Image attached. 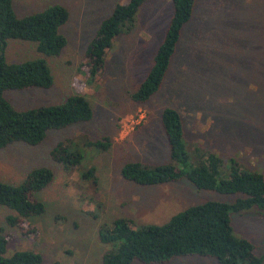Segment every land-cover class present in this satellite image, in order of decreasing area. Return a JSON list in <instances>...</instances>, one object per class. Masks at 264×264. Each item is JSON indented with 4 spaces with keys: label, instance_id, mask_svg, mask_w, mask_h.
I'll use <instances>...</instances> for the list:
<instances>
[{
    "label": "rangeland",
    "instance_id": "374dc122",
    "mask_svg": "<svg viewBox=\"0 0 264 264\" xmlns=\"http://www.w3.org/2000/svg\"><path fill=\"white\" fill-rule=\"evenodd\" d=\"M124 1L11 0L17 17L60 5L68 19L58 30L66 40L64 49L59 56L46 58L52 86L5 91L4 99L13 108L26 110L80 95L89 102L93 116L88 122L48 131L37 146L13 143L0 150L2 183L19 184L39 167L53 174L52 182L35 194L44 213L33 219L37 233L32 237L24 238L9 227L4 217L11 212L0 206V233L8 239L5 257L31 251L41 256V264H100L105 248L98 233L116 219L136 226L161 225L189 206L230 203L238 197L197 191L186 180L143 186L120 176L127 163L150 167L169 163L160 126L164 108L180 115L188 153L197 145L212 152L221 159L223 176L231 158L264 175V0H195L164 83L143 105L128 96L147 74L163 39L173 12L170 0H152L139 7L130 31L119 35L106 52L100 79L86 83V48L100 21ZM40 57L32 43H6L7 63ZM102 138L109 140V148L88 150L77 169H64L50 159L58 142L75 141L83 151V142ZM90 167L94 184L80 175ZM230 218L233 232L254 246V254L264 264V213ZM165 264L217 263L204 257H176Z\"/></svg>",
    "mask_w": 264,
    "mask_h": 264
},
{
    "label": "trees",
    "instance_id": "16d2710c",
    "mask_svg": "<svg viewBox=\"0 0 264 264\" xmlns=\"http://www.w3.org/2000/svg\"><path fill=\"white\" fill-rule=\"evenodd\" d=\"M150 1L116 3L100 21L83 58L86 83L100 79L104 56L113 41L130 31L139 7ZM170 1L173 12L163 39L147 74L128 96L134 104H145L161 88L181 30L192 16L195 0ZM67 19L68 14L60 5L17 17L11 0H0V150L13 143L37 146L50 130H63L92 119L89 102L80 95L68 96L59 104L26 110L13 108L3 97L5 91L47 90L52 86L46 58L57 57L64 49L66 40L58 30ZM9 40L34 44L41 57L23 63H7L4 50ZM160 126L169 163L153 167L138 162L124 164L120 169L124 180L143 186L186 180L197 191L238 197L230 203L213 201L189 206L161 225L136 226L130 220L116 219L109 229L98 233V242L105 248L100 264H165L176 257L210 258L217 264H261L262 258L254 254V246L233 232L230 215L264 213V175L231 158L223 176L221 159L212 152L197 145L193 146L192 154L188 153L181 118L174 109L161 111ZM79 145L75 141L71 145L58 142L50 151V159L64 169H77L90 153L88 150L105 151L110 142L107 138L85 141L83 151ZM80 175L95 183L91 167ZM52 179L49 169L39 167L29 171L19 184L0 182V206L11 212L4 221L24 238L37 233L32 221L44 213V206L35 194L44 190ZM7 242V237L0 233V264H41V256L31 251H15L5 257Z\"/></svg>",
    "mask_w": 264,
    "mask_h": 264
}]
</instances>
